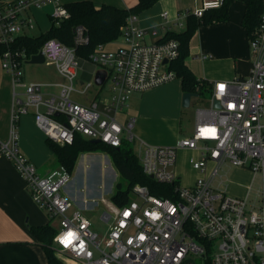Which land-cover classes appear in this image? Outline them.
I'll list each match as a JSON object with an SVG mask.
<instances>
[{
	"label": "built area",
	"instance_id": "2783aa9c",
	"mask_svg": "<svg viewBox=\"0 0 264 264\" xmlns=\"http://www.w3.org/2000/svg\"><path fill=\"white\" fill-rule=\"evenodd\" d=\"M224 2L202 0L200 6L182 15L200 17ZM47 4L54 5L51 16L56 25L69 16L60 0H0V56L15 86L10 135L0 140V156L13 163L51 222L60 220L52 247L57 262L49 264H264V12L250 39V73L215 82L210 105L197 110L192 135L179 138L174 145H157L135 134L134 117L120 116L126 115L134 93L178 77L169 64L180 54L179 40L147 42V30L139 24L138 14H130L121 26L125 44L111 50L99 43L88 57L106 70L109 95L83 102L73 95H86L94 86L93 82L77 85L80 62L76 46L89 41L83 25L75 29L74 46L56 37L41 46L45 61L55 66L61 80H24L22 64L32 56L20 41L33 34L32 10ZM48 86L57 89L48 92ZM30 108L39 129L61 144H72L77 134L115 147L134 142L143 171L157 182L171 185L174 197L157 195L142 183L133 186L126 204L103 197L106 209L101 219L110 227L107 235L101 234L84 211L75 207L68 191L73 172L59 165L41 175L23 152L19 121ZM181 148L199 152L189 159L199 172L193 185H185L175 167ZM209 162L214 163L211 169ZM226 162L247 168L258 178L254 198L251 194L228 195L223 180L215 185ZM70 209L73 212L68 215ZM68 233L74 235L66 243Z\"/></svg>",
	"mask_w": 264,
	"mask_h": 264
},
{
	"label": "crops",
	"instance_id": "0c3cea01",
	"mask_svg": "<svg viewBox=\"0 0 264 264\" xmlns=\"http://www.w3.org/2000/svg\"><path fill=\"white\" fill-rule=\"evenodd\" d=\"M71 1L76 0H60L63 4ZM92 1L96 5L108 3L119 7H132L138 0ZM201 2L202 0H158L153 6L139 13V24L147 30L146 41L160 42L168 31L183 30L186 27L187 17L183 16L182 13L200 6ZM245 11L244 1L234 0L229 8L228 20L203 24L195 31L189 43V55L186 58V63L198 77L215 83L250 73L253 56L249 35L242 24ZM164 12H168V15L164 16ZM181 21L183 26L179 25ZM124 44L125 40L122 34L115 40L105 43L106 47L111 50L118 49ZM202 54H208V57L202 58ZM78 58L80 64L84 59L90 60L79 55ZM47 65L51 64L47 63ZM61 79L62 77L58 73L51 76L45 75L43 79L39 80H26L24 75V80L27 82L51 83ZM90 82H93L98 89L93 97H90L89 92L86 95L77 94L81 100L86 102H90L96 97H103V88L109 83L106 70L100 67L94 75V80ZM79 83H82L81 79ZM14 88L13 75L4 69L0 56V140L3 141L7 140L10 135ZM52 88L48 86L46 91H52ZM107 90L110 93L109 85ZM137 93L134 94L131 102L129 100L126 115L120 117L122 119L126 116L134 117L135 126H137L138 117L148 123L156 120L166 121L170 124L174 122L172 130L175 135L167 139L164 137L156 138L151 134V131H148V127H145L147 124H143L144 121H141L139 127L137 126V130L149 143L157 145L175 144L179 139L176 137L177 126L183 113L182 101L185 92L182 87V79L176 77L158 87L141 92V95H136ZM193 98L195 96L192 97V100ZM136 102L139 104V108H136ZM19 131L21 148L26 156L37 166L43 169L49 168L56 160L55 155L47 144L46 135L37 126L33 112L21 116ZM181 151L183 154L192 151L190 157L199 155V152L194 149L181 148ZM79 158L77 172L68 187V191L74 199L75 207L81 208L85 213L97 206L94 200H89L88 197L102 196V188L98 185L102 183L101 174L104 168L105 176L108 173L107 168L103 167V162H109V169L113 170L115 174L117 169L114 170L111 166L110 158L106 152L104 154L103 152L87 151L81 153ZM227 163L230 164L229 162L225 164ZM213 164V162H209L210 169ZM231 166V172L229 175L226 174V180H224L223 174L220 176V181L223 180V188L229 187L237 196L244 197L252 194L251 187L254 186L257 177L247 168ZM176 170L181 176L182 172L178 168V164ZM95 171L98 172V179L86 184L83 181L84 173L89 172L91 174ZM194 171L198 173L196 175L198 176L199 172L195 169ZM196 178L186 181L184 184L193 185ZM106 186L105 183L104 187ZM84 187L86 191H83ZM47 223H51L48 214L32 198L23 176L7 157L0 156V264H49L47 253L32 230V227Z\"/></svg>",
	"mask_w": 264,
	"mask_h": 264
},
{
	"label": "trees",
	"instance_id": "16d2710c",
	"mask_svg": "<svg viewBox=\"0 0 264 264\" xmlns=\"http://www.w3.org/2000/svg\"><path fill=\"white\" fill-rule=\"evenodd\" d=\"M158 0H138L132 7H119L116 5L103 3L96 5L92 0H76L64 3L69 12L60 25H56L54 20L51 27L40 34H31L23 37L21 44L27 46L28 54L33 55L41 50L44 41L50 37H56L69 46H74L75 29L79 25L85 26L89 41L76 46L77 55L89 57L91 52L99 43H106L118 38L121 34V26L126 22L132 13H141L153 6ZM234 0H225L219 8L208 9L200 17L189 14L186 20V27L183 30H170L162 41L175 38L180 42V54L169 64L174 69L177 76L182 79L184 92H190L196 99H206L210 101L213 93V84L207 79L198 77L187 65L186 58L189 55V43L199 26L229 18V8ZM246 5V11L242 19V24L249 35V41L255 36L264 12V0H242ZM47 144L53 150L56 161L59 165H64L70 172L83 152L106 151L110 154L111 160L116 167L119 179L114 187L112 201L119 205L128 203L131 198V190L136 183L150 186L153 193L161 196L174 197L171 192V185L159 183L151 176L147 175L142 168L139 155L133 146L125 142L120 147L109 145L105 142H93L81 134H77L72 144H61L47 138ZM33 232L42 243L49 262L56 263L57 259L53 250V238L56 234V227L51 223L32 227Z\"/></svg>",
	"mask_w": 264,
	"mask_h": 264
},
{
	"label": "rangeland",
	"instance_id": "374dc122",
	"mask_svg": "<svg viewBox=\"0 0 264 264\" xmlns=\"http://www.w3.org/2000/svg\"><path fill=\"white\" fill-rule=\"evenodd\" d=\"M54 10V5L53 4H47L42 6L41 8H34L32 10V13L34 15V20H35V27L31 30V32L33 34H40L41 32H45L47 31L52 23H53V17L51 16V13ZM100 68L99 65H96L94 62L84 59L83 61H81L80 67H79V82L80 79L82 80V83H87L90 81L94 80V75L96 73V71ZM22 71L24 72L25 78L26 80L28 79H43L44 76H51L52 74H57V71L55 69L54 65H47V62H43V63H31L29 61H24L22 64ZM77 85H81L80 83H77ZM108 85H105L103 88V97H107L109 95V91L108 89ZM19 90H21L20 88H18ZM52 89H57V88H52ZM97 88L94 86L91 88V90L89 91L90 93V97H93L95 95V93L97 92ZM135 94V93H134ZM134 94L132 95L130 102L134 96ZM136 95H141V92H138ZM74 98L81 100L77 94L73 95ZM83 102H86L85 100H81ZM136 101H138L136 99ZM210 105V101H207L206 99H196L193 98V100H191V104L188 107L183 106V113L181 115V119L179 121L178 124V130H177V138H181V137H185V136H190L192 135V132L194 131V126H195V121H196V116H197V110L200 107H207ZM135 107V106H134ZM136 108H139V104H137L136 102ZM34 111L33 108H30L29 113H32ZM34 114V112H33ZM141 121H144V123L147 124L148 127V131H151V134H153L156 138L158 137H164L165 139L170 138L171 136L175 135L172 128L174 127V122H171V124L169 122L166 121H160V120H156L153 121L152 123H148L146 122V120L141 119V117L137 118V126L139 127ZM176 125V124H175ZM137 126H135L134 132L135 134L140 137L143 138L140 134L139 131L137 130ZM138 139V138H136ZM144 139V138H143ZM176 143V142H175ZM153 144V143H152ZM131 145L134 147L135 143L132 142ZM174 145V144H173ZM138 151V150H137ZM97 153H104L106 151H96ZM195 153V152H194ZM193 153V154H194ZM86 154V153H85ZM106 154L108 155V157L110 158L111 161V166L114 168V170H116V167L114 166L112 160H111V156L109 153L106 152ZM192 154V151L187 152V153H182L181 149H178L177 152V163H176V168H177V164H178V168H180L182 174H181V179L182 182L185 183L186 181L192 180L193 178L197 177L196 175L198 174L196 171H194V168L192 167L191 163L189 162V155ZM196 154V153H195ZM198 155V154H197ZM140 159V158H139ZM56 160H54V163H52V165L47 168V169H43L40 166H37L38 168V172L41 175H45L47 174V172L51 169H57L59 167L58 162H55ZM80 158L76 163V166L73 169V176L76 174L77 172V167L79 164ZM141 162V161H140ZM86 163V162H85ZM232 165V164H231ZM230 164H225L222 169L220 170V174L224 177V180H226V174L231 172V166ZM103 167L107 168V174L105 176V168L102 171L101 174V178H102V183H100L98 185V187L102 188V196H93V197H88L89 200H98L100 202V204L98 206H96L94 209H92L91 211L85 212V215L91 220L92 222V227L99 231L101 234L107 235L108 231H109V227L110 224L107 222H104L101 219V215L104 212V210L106 209V205L103 202L102 198H106L111 200L112 194L114 192V187L115 184L117 183L118 179H119V174L118 171L116 172V174L114 173V171L111 169H109V162H103ZM90 171V170H89ZM227 171V172H226ZM226 172V173H224ZM98 179V172H92L91 174L89 172H85L84 173V177H83V181L87 184V182H94ZM221 179L220 175L217 176L216 178V182L215 185H217V181H219ZM107 184L106 187H104V184ZM259 184V180L258 178L255 180L254 182V186H253V192L251 194L252 198H254L256 196V189L258 188ZM231 186V185H230ZM222 187H224V184L222 185ZM85 187H84V190ZM225 191L228 195H233V196H237L232 189L230 190L229 187H225ZM72 209H70L68 211V215L72 214ZM52 225H54L55 227H60V220H55L51 222ZM53 245V242H52Z\"/></svg>",
	"mask_w": 264,
	"mask_h": 264
},
{
	"label": "water",
	"instance_id": "95a60500",
	"mask_svg": "<svg viewBox=\"0 0 264 264\" xmlns=\"http://www.w3.org/2000/svg\"><path fill=\"white\" fill-rule=\"evenodd\" d=\"M28 61L31 63H43V62H45V56L43 55L42 51H39L38 53L33 54L32 57ZM165 62H167V60H165ZM98 78L100 80L99 76H98ZM194 96L195 95L193 93L185 92L183 94V101H182L183 106H185V107L190 106L192 97H194ZM214 105L218 107L220 105V101L217 99L214 100ZM92 141L93 142H100L99 139H93Z\"/></svg>",
	"mask_w": 264,
	"mask_h": 264
},
{
	"label": "snow or ice",
	"instance_id": "6c2138e0",
	"mask_svg": "<svg viewBox=\"0 0 264 264\" xmlns=\"http://www.w3.org/2000/svg\"><path fill=\"white\" fill-rule=\"evenodd\" d=\"M223 89V86H221V90ZM204 132H212V133H214V130H203ZM125 215H128V213H125ZM73 233H68V236L67 237H65V242L66 243H69V242H71V238L73 237Z\"/></svg>",
	"mask_w": 264,
	"mask_h": 264
}]
</instances>
